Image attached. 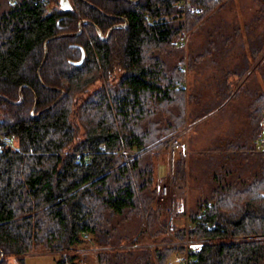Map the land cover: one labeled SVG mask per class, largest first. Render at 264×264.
<instances>
[{"label":"trees","instance_id":"1","mask_svg":"<svg viewBox=\"0 0 264 264\" xmlns=\"http://www.w3.org/2000/svg\"><path fill=\"white\" fill-rule=\"evenodd\" d=\"M227 1L0 0V264L88 238L99 264H165L185 240L197 243L188 264H264V62L234 91L264 44V0L241 22L222 13ZM82 18L103 33L127 26L106 39L91 23L54 36ZM35 97L34 113L55 103L31 115ZM220 105L190 130L187 154L176 151V177L188 160L206 179L181 213L187 225L167 233L155 157ZM207 121L210 144L195 155ZM144 236L151 246H121ZM56 264L79 263L64 252Z\"/></svg>","mask_w":264,"mask_h":264},{"label":"rangeland","instance_id":"2","mask_svg":"<svg viewBox=\"0 0 264 264\" xmlns=\"http://www.w3.org/2000/svg\"><path fill=\"white\" fill-rule=\"evenodd\" d=\"M257 9V5L252 2L251 0H228L227 3L225 4V6L222 8V13L228 17L229 19H233L234 17L238 18L241 21H243L246 18H249L251 14H253L254 10ZM264 20L262 19L261 22L259 23L257 30L259 31H264ZM185 36V42H184V48H186V42L188 39V33L187 34H183ZM193 39L195 41H200V37L198 34H194ZM264 62V44L260 50V52L258 53V55L256 56V58L252 61V63L249 66V69L243 74V77L241 78L239 84L235 87V90H237V88L239 87V85L242 83V81H244L251 73H253L255 71V69L258 67V65L260 63ZM185 86L186 89L188 90V87L191 86L192 84V77L190 75V73H186L185 72ZM63 94V92H62ZM242 98V97H240ZM228 99L225 101L227 102ZM225 102L223 104H225ZM222 104V105H223ZM222 105H220L219 107H217L215 110L211 111L210 113L206 114L205 116L192 121V122H186L183 126H181L179 128V130L177 131V134H182L184 135V140L183 142H181L179 140V137H176L179 141V146L174 150V154H173V176H170L169 173V169H170V153H169V148L168 149H163L160 148V151L158 152L157 157H155V164H156V173H155V178H154V182H155V194L157 196V188L158 185L161 182H165L167 180H169L170 178L176 180V179H183L186 183L187 186V194L186 197L184 199V208L182 211L187 212V210L192 207V205L195 203V199H196V194L201 193V189L199 187V185H202V181L204 179L205 181V177H203L202 172L198 169L199 164H193L192 168L191 165L188 166V160H186L185 165H184V175L182 177H176L175 176V154L176 151L178 150L179 147H184V149L182 148V150L184 151L185 154H187V145H186V139L188 134L190 133V130L194 128L195 124H200L199 122L202 121L205 117L211 115L212 113H214L216 110H218ZM228 114L225 113L223 116H226ZM236 118L234 120V122L236 123V126H242V124H244V118L243 116L236 114ZM222 116V117H223ZM214 123V121H213ZM212 123V124H213ZM229 126V121L225 120L223 123H221L220 125H218L217 129H222V128H227ZM239 126V127H240ZM212 129V127L210 126V124L205 123L203 125L199 126V129L196 131V136H193V141H192V148L194 149V154L195 155H199L200 153H204V151H202L203 146H207V144L209 141H206L207 138H209V136L207 137L208 133L210 132V130ZM212 131V130H211ZM191 134H189L190 136ZM176 136V135H175ZM190 138V137H189ZM181 144H183L181 146ZM198 159V158H197ZM193 175H197L198 177H201L199 180H195V183H193L192 181V174ZM194 177V176H193ZM173 182V180H170ZM167 200H169V197L166 198ZM155 206L156 209L158 210V212H160V214H167V221H166V226L165 229L167 227L168 223L172 222V226L174 224V222L177 225H182L183 223L185 225L187 222V215L185 214V216H181L182 211H178L177 213H175L172 217V221L169 220L170 218V214H168L167 212H165L163 210L162 205L156 202V197H155ZM173 228V227H172ZM167 233H171V231H167ZM158 237H162V235H159ZM150 240H147L146 237H142L140 239V241H136L134 243L132 242H128L125 244H122V247H131L137 244H141V245H146V246H151L152 244L150 242H148ZM140 242V243H139ZM160 243V242H159ZM186 244V247L183 250L182 254H173L171 257H169V259L165 262V264H179L180 261V257L184 254L186 248L188 247L187 242H184ZM97 246L88 239H83L81 242H79L78 244H76L74 247L70 248L67 251H63V252H59V251H42V250H38V251H34V252H30L27 254L23 255V262L18 261L15 257L11 256L9 258L10 264H56V260L57 258L64 252H68V254L72 255L74 258V261H76L79 264H99L96 258V250H97Z\"/></svg>","mask_w":264,"mask_h":264},{"label":"built area","instance_id":"3","mask_svg":"<svg viewBox=\"0 0 264 264\" xmlns=\"http://www.w3.org/2000/svg\"><path fill=\"white\" fill-rule=\"evenodd\" d=\"M194 6L190 5L189 6V10H193ZM184 33L181 34V42H185V36L183 35ZM180 83V82H178ZM15 137L13 135H2V140L7 143V144H12L14 142ZM260 141L262 142V139H260ZM179 141L176 138L175 134H172L170 136L169 139V144H168V148H169V153H170V169H169V175L173 176V154H174V150L179 146ZM183 144H181L182 146ZM184 149V147H181ZM170 180H173L170 181ZM187 194V186L186 183L183 179H172L170 178L169 180L165 181V182H161L158 185L157 188V196H156V202L159 203V205L161 204L163 207V210L165 212H167L168 214H170V218L169 220L172 221V217L175 213H177L178 211H182L184 208V199L186 197ZM169 197V200H167L166 198ZM172 222L167 224V231H171L172 230ZM170 233V232H169ZM185 242H187L188 247L186 248L184 254L180 257L179 264H188L190 261V256L189 253L191 251H194L197 247V243L194 241H189V240H185ZM186 247V244H185Z\"/></svg>","mask_w":264,"mask_h":264},{"label":"water","instance_id":"4","mask_svg":"<svg viewBox=\"0 0 264 264\" xmlns=\"http://www.w3.org/2000/svg\"><path fill=\"white\" fill-rule=\"evenodd\" d=\"M128 1H138V0H128ZM97 9H98L101 13L106 14L105 12H103V11H102L101 9H99L98 7H97ZM85 23H91V24L94 26V28L96 29L97 34L99 35V37H100L101 39H106V38H108L109 35H110V33H111V31H112V29H114V28H116V27L127 26V20L124 19L123 22L114 23L113 25H111V26L107 29L106 33H103L102 30H101V29H100V28H99V27H98L93 21L82 18V19H80V20L78 21V28H77L76 31L61 32V33H57V34H55L54 36H73V35H77V34H79V33L82 31L83 26H84ZM47 41H48V39L44 42V54H43V59H42L40 65H39V67H38V69H37V74H38V77H39V79H40L41 82H42V80H41L40 75H39V69H40V66H41V64L44 62V60H45V58H46V55H47V46H46ZM82 57H83V52H82V56H81L79 62L81 61ZM19 96H20V98H19V100H17L16 102H18V101H20V100L22 99L21 87L19 88ZM54 103H55V101L52 102L50 105H48V106L42 108L41 110H39L37 113H40L42 110H45V109L51 107ZM35 107H36V97H35V102H34V104H33V106H32L31 111H30L31 115H33V114H34V115L37 114V113H34V111H35Z\"/></svg>","mask_w":264,"mask_h":264},{"label":"flooded vegetation","instance_id":"5","mask_svg":"<svg viewBox=\"0 0 264 264\" xmlns=\"http://www.w3.org/2000/svg\"><path fill=\"white\" fill-rule=\"evenodd\" d=\"M127 1H128V0H127ZM133 2H135V1H133ZM124 19H125V18H124ZM124 19H123V20H124Z\"/></svg>","mask_w":264,"mask_h":264}]
</instances>
